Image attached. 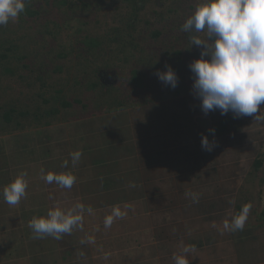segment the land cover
Instances as JSON below:
<instances>
[{"label": "crops", "instance_id": "crops-1", "mask_svg": "<svg viewBox=\"0 0 264 264\" xmlns=\"http://www.w3.org/2000/svg\"><path fill=\"white\" fill-rule=\"evenodd\" d=\"M110 80V86L117 84L114 77ZM190 94L170 99L167 108L162 102H154L151 121H146L147 109L140 105L85 117L61 115L44 126L1 133L0 264H117L120 258L121 264H175L173 255L189 245L195 249L187 254L189 264H264V219H247L242 231L224 227L232 221L228 214L238 194L250 199L254 187L259 190L255 201L264 208V172L259 171L262 167L255 170L252 166L255 160L264 163V124L251 117L221 115L219 110L205 115L200 101ZM190 99H195L196 105L184 108L180 102ZM131 122L147 139L154 138L146 135L152 123L161 131L164 125L158 122H168L166 130L173 125L176 130L186 128L187 136L199 141V145L195 142L199 151L181 146L185 166L178 168L172 162L169 168L165 165L169 156L177 158L173 146L159 140L154 143L155 149L133 146L136 137L131 138ZM215 127L214 135L210 134L208 129ZM198 131L215 142L211 152L202 149ZM108 132L112 134L108 136ZM76 151L82 155L73 166L71 154ZM136 151L143 160L159 157L161 162L154 167L143 161L139 167L142 161L136 159L137 166L127 172L128 157ZM64 161H68L66 167ZM163 166L168 171L165 174L161 173ZM41 169L45 174L71 173L76 181L71 189H62L46 183ZM213 170L217 176L210 175ZM22 172L28 173L26 197L10 206L3 190ZM190 174L202 178L197 182L201 189L191 185ZM138 177L147 180L141 201L137 192L140 187L131 185V179L136 181ZM162 180L167 189L164 186L159 192L157 186ZM97 197L99 204L93 203ZM245 197H240L241 202ZM138 202L139 219L146 217V226L140 224L143 235L132 224L118 225L117 230L122 232L112 233L113 224L125 222L128 216L115 219L110 228L104 227V219L113 208L122 211ZM78 203L93 209L92 214L83 213L81 227L60 240L51 236L33 238L28 224L34 216H46L54 207L67 211ZM89 237L95 242H87Z\"/></svg>", "mask_w": 264, "mask_h": 264}, {"label": "rangeland", "instance_id": "rangeland-1", "mask_svg": "<svg viewBox=\"0 0 264 264\" xmlns=\"http://www.w3.org/2000/svg\"><path fill=\"white\" fill-rule=\"evenodd\" d=\"M66 1L67 5L59 4L58 7H54L53 0L48 3L47 0H35L32 7L34 10L42 12L39 19L31 18L24 23L18 22L17 19L9 21L5 25L7 32L2 35L5 38L7 36L17 38L27 34L25 49L30 52V55L21 61L9 59L6 62H1L0 60V65L12 69L13 72L11 75L5 74L0 66V112L2 109H7L8 106L17 110L15 114L10 115L11 122L0 121V134L4 129L35 127L37 126L35 123L54 121L61 115L64 117L72 115L85 117L140 105L147 109L146 121H151L152 117L150 116L155 115V109L152 107L154 102H162L167 108L170 99L174 100L176 96L182 97L187 93H191L190 95H194V98L199 101L192 88L193 78L189 64L200 57L202 49L192 45L191 36L196 35L201 39H207V37L203 31L200 33L184 32L182 25L203 0H144V6L136 12L132 29L117 34L115 41H107L116 32L114 30L112 33L111 30L109 33L110 28H122L119 23L120 16L126 20L131 19V8L124 0ZM135 1L140 2V0ZM72 11L83 15V19L76 20V17H70L73 14ZM41 17H44V21ZM49 20H53L57 25L55 35L42 34L41 27L45 21ZM54 26L49 25V31L53 32ZM85 35L103 38L101 39L103 45L100 50H96L94 55L85 53L86 50L81 42ZM205 58L207 59V57ZM166 65L170 66L178 77L175 88L162 83L155 74L157 71H164ZM95 69H97L96 74L93 73ZM18 76L22 78H18ZM101 77L104 79L114 77L117 84L113 86L105 84ZM90 81H95L98 84L92 88ZM195 99L180 103L184 104V108L194 107ZM64 104L69 106L64 107ZM159 107L164 109L162 106ZM24 111L29 112L28 117ZM50 111L53 112L49 114ZM35 115L39 116L35 117ZM227 116L231 117L232 114L228 113ZM167 123L158 122V125H164L162 131L156 127V123H152L150 129L146 130V135H153L154 138L147 139L144 133L139 135L136 124L131 122L130 135L131 138L136 137L132 142L135 144L133 146L143 145L146 148L155 149L156 140L167 142L173 146V156H177V158L169 156L166 162L168 164L165 165L172 168V162H175L176 167L183 168L185 161L181 157L183 152L181 146L185 150L199 151L197 150L199 141H194V137L187 136L186 128L178 127L176 130V125H173L166 130ZM170 130H172V134ZM198 132L201 135V132ZM107 134L109 136L112 132ZM136 159L142 161L139 167L143 161L150 166L158 165L161 162L159 157L155 159L157 163L155 160H148L149 157L143 160L136 151L133 157H128L127 172L134 164L137 166L139 161ZM202 159L207 160V158ZM209 162L214 163L210 160ZM259 171L264 172V164ZM167 172L163 166L161 173ZM217 174L215 170L210 173L213 177ZM133 177H136L135 174ZM189 177L191 185L200 188L197 186V182L202 178L192 176V174ZM142 178L138 177L136 181L131 179L132 186L140 187L137 189L140 201L141 195L146 190L145 182L147 181ZM163 180L167 179L163 178ZM163 180L157 186L159 192L164 186L167 189ZM211 190L214 195V189L211 188ZM244 190H242L243 193ZM201 191L203 192V190ZM258 191H255L253 187V193L248 202L251 208L247 219L253 216L254 210L258 211L261 208L255 201L258 198L255 196ZM242 196L245 197V194L240 196L238 194L236 201ZM118 197L122 198L120 195ZM97 198V200H93V203L95 201L98 204L101 203L100 198ZM246 199L245 197L242 201ZM135 205L131 204V206L122 208V212L126 213L123 217L130 218L125 222L114 223L112 233L117 234L118 225L132 224L138 229L139 235L144 234L141 225L146 226V217L142 216L141 220L139 219L140 203ZM202 206L207 207V205ZM210 206L212 205L210 204ZM233 212L234 210L228 214L230 219H232ZM121 262L120 258L117 264H121Z\"/></svg>", "mask_w": 264, "mask_h": 264}, {"label": "clouds", "instance_id": "clouds-1", "mask_svg": "<svg viewBox=\"0 0 264 264\" xmlns=\"http://www.w3.org/2000/svg\"><path fill=\"white\" fill-rule=\"evenodd\" d=\"M26 4L27 0H0V26L17 20L26 11ZM182 31H203L207 37L191 36L192 45L202 49L200 57L189 64L192 88L200 101L201 111L207 115L219 110L221 115L231 113L233 118L251 117L264 124V112H261L264 107V0H203L183 23ZM155 74L162 83L172 88L177 86L178 77L170 66L166 65L164 71ZM208 132L214 135L215 129L209 128ZM201 147L211 152L215 142L202 134ZM81 155L80 151L71 154L73 166L79 163ZM67 164L68 161H64L63 166ZM27 175L22 172L5 186L3 197L8 205L16 206L26 197ZM41 178L62 189H71L76 181L71 173L49 171L45 174L43 169ZM250 208L251 205H244L241 213L230 224L224 225L225 229L242 231ZM85 211L92 214L93 209H85L79 203L67 211L54 207L46 216H34L28 226L34 239L51 236L60 240L64 234H71L74 228L82 226ZM125 214L119 208H113L104 219V227L110 228L115 219ZM87 242L95 241L89 237ZM194 250V246H184L179 254L173 255L175 264H189L187 254Z\"/></svg>", "mask_w": 264, "mask_h": 264}, {"label": "trees", "instance_id": "trees-1", "mask_svg": "<svg viewBox=\"0 0 264 264\" xmlns=\"http://www.w3.org/2000/svg\"><path fill=\"white\" fill-rule=\"evenodd\" d=\"M49 1L50 0H47V3ZM34 2H35V0H27L26 11L19 16L18 22L24 23V22H26V20H29L31 18L36 19V20L39 19L40 14H42V12L40 10H34L33 9L32 6H33ZM124 2L131 8V12H130L131 19L126 20V18L120 16L119 17V20H120L119 23L121 24L122 28H119V27L110 28L109 33L111 30H112V33L114 32V30L116 32L114 33V36L112 34L111 35L112 38L108 39L107 41H115V39L117 38L116 37L117 34L122 33L123 31L126 32V30H128V29H132L133 21H134L136 12L140 8H142L145 4L144 0H140V2H138V3L135 0H124ZM59 4L67 5V1L66 0H53V6L54 7H58ZM72 13L73 14L70 17H72V18L76 17V20L83 19V15H81L80 13H75L73 11H72ZM41 19H43V21H44V17H41ZM49 25H53V26L55 25L54 26L55 29L53 32L49 31L50 30ZM41 28L43 29L42 34H46V35H52L53 34V35H55L57 32V25L53 20L45 21L43 23V27H41ZM6 30H7V28L5 26L0 27V37H1V39H0V60H1V62H6L9 59L13 60V61H17V60L21 61V60L27 59L30 55V52L25 49V44H26L25 38H26L27 34H25L21 37H17V38H11L9 36H7L5 38L2 35L7 32ZM101 39H103V38H101L99 36L85 35L81 41L83 48L86 50L85 53L90 54V55H94L96 50H100L101 45H103ZM0 66H1V68L5 74L11 75L13 73L12 69H9L7 67H3L2 65H0ZM24 67L26 68L27 66L25 65ZM81 70H82V72H84L83 69H81ZM96 72H97V69H95L93 71L94 74H96ZM87 73L89 74L88 71H87ZM19 77L22 78L21 76H18V78ZM90 82H91L90 85L92 86V88L98 84L95 81H90ZM67 106H69V105L64 104V107H67ZM16 111L17 110L15 108H12L9 106L5 110L2 109L0 112V121L3 120L4 123L11 122L10 115L15 114ZM24 112L27 115L26 117H28L29 112H27V111H24ZM52 112L53 111H50L49 114H51ZM38 116L39 115H35V117H38ZM51 121L52 120H47V121H43V122H39V123H35V124H37L38 126H44V125L50 123ZM23 128L24 127H21L20 129H23ZM11 130L4 129L3 133H8ZM263 164L264 163H262L261 161L255 160L254 163L252 164V166H253V169L258 170L259 168H261L263 166ZM239 196H240V194H239ZM248 202H249V199H246L245 201L241 202L240 198H238V201H236V203L234 205V209H233L234 212L232 215V220L234 217H236L238 214L241 213L243 206L248 205ZM253 212L254 213H252L253 216L251 218L259 219V220L264 219V208L263 207H261L258 211L254 210Z\"/></svg>", "mask_w": 264, "mask_h": 264}, {"label": "water", "instance_id": "water-1", "mask_svg": "<svg viewBox=\"0 0 264 264\" xmlns=\"http://www.w3.org/2000/svg\"><path fill=\"white\" fill-rule=\"evenodd\" d=\"M110 81H111V80H109V79L105 78V80H104V83H105V84H109V83H110Z\"/></svg>", "mask_w": 264, "mask_h": 264}, {"label": "flooded vegetation", "instance_id": "flooded-vegetation-1", "mask_svg": "<svg viewBox=\"0 0 264 264\" xmlns=\"http://www.w3.org/2000/svg\"><path fill=\"white\" fill-rule=\"evenodd\" d=\"M107 77V76H106ZM101 79L104 81L105 79L103 77H101Z\"/></svg>", "mask_w": 264, "mask_h": 264}]
</instances>
